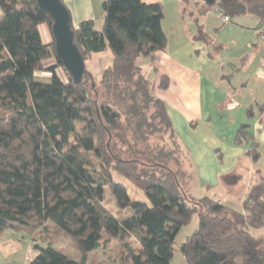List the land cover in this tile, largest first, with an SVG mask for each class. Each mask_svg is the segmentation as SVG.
<instances>
[{
    "label": "trees",
    "instance_id": "16d2710c",
    "mask_svg": "<svg viewBox=\"0 0 264 264\" xmlns=\"http://www.w3.org/2000/svg\"><path fill=\"white\" fill-rule=\"evenodd\" d=\"M256 1L201 0L229 20L255 15L263 27L264 1ZM101 9L99 30L92 20L76 28L70 22L84 64L74 83L55 51L52 19L37 1L0 0V238L7 231L37 234L29 264H88L104 235L106 244L114 241L118 264H171L176 255L185 264H264V239L252 233L264 226V175L242 190L240 210L212 197L193 198L187 153L138 65L166 48L163 6L103 0ZM43 25L49 43L40 34ZM105 50L111 62L96 78L85 63ZM50 58L65 83L54 68L49 79L35 77ZM158 79L165 90L168 78ZM253 112L246 109L248 119ZM234 144L246 147L253 163L260 159L248 124L238 127ZM113 173L145 200L132 201ZM107 189L119 209L116 217L105 208ZM195 214L197 228L176 244ZM54 235L70 239L81 259L59 253Z\"/></svg>",
    "mask_w": 264,
    "mask_h": 264
},
{
    "label": "crops",
    "instance_id": "0c3cea01",
    "mask_svg": "<svg viewBox=\"0 0 264 264\" xmlns=\"http://www.w3.org/2000/svg\"><path fill=\"white\" fill-rule=\"evenodd\" d=\"M61 1L75 28L82 21L103 19V0ZM141 1L163 6L166 48L140 58L138 65L152 82V94L164 102L177 141L187 153L193 174L190 192L196 188L200 195H222L241 204L246 187L264 175V40L258 34L260 20L252 14H239L224 22L201 0ZM233 18L239 19L237 25ZM213 25L218 37H213ZM93 57L97 64L89 70L99 76L109 66L111 54L105 50ZM160 75L168 78L165 90L158 87ZM261 105L259 112L257 106ZM249 107L254 110L251 119L246 116ZM244 123L259 143L261 157L256 163L245 155L246 147L234 144L235 133ZM6 234L0 238V263L9 259L12 264H29L34 251L29 245L22 254L26 236L6 238Z\"/></svg>",
    "mask_w": 264,
    "mask_h": 264
},
{
    "label": "rangeland",
    "instance_id": "374dc122",
    "mask_svg": "<svg viewBox=\"0 0 264 264\" xmlns=\"http://www.w3.org/2000/svg\"><path fill=\"white\" fill-rule=\"evenodd\" d=\"M258 1H264V0H258ZM258 1H256V2H258ZM247 2L254 3L255 0H247ZM213 11L215 12V14H217L219 12V9L217 7H215L214 10H211V14L213 13ZM166 16H167V18H166V21L164 23V30L167 32L168 22L170 20V15L167 13ZM212 20H213V23H215L217 26L219 25L214 20V18H212ZM238 20L239 19H237V18H233V21H232L233 25H237L236 23ZM101 23H102V20L95 23V28L97 30L100 29ZM215 29H217V27L215 25H213V29L211 30L213 33V37H218V34L214 31ZM40 34H41L42 39L45 43H49L51 41L50 37H49L50 34L48 33V29L45 25L40 27ZM220 36L221 35L219 34V37ZM90 60L92 61L91 63H89ZM55 64L56 63L52 58L46 60L43 63V71L40 73H36L35 77L43 78V79H49L50 74L48 73V70L51 68H54V73L56 74V76L62 82L65 83L66 79H65L63 72L61 71L60 68H57L55 66ZM96 64H97V58H95V57L91 58V56H90L88 61L85 63V67L88 70V72L91 73V70H89V67H92V66L94 67V65L96 66ZM108 65H110V62L107 63V66ZM144 74H145V72H144ZM99 76L95 75L96 78H99ZM261 163L262 162H260V164L258 165L259 168L262 167ZM113 178L116 182H120L126 187L127 193H128V195L132 201H144L145 200L144 195L139 190H137L131 183H129L127 180H125L123 177H121L120 175H118L116 173H113ZM195 184H197V183H195ZM190 194H191V192H190ZM191 196L193 198H200L201 196H204V195H200V193L196 191V188H193V192H192ZM213 198L220 200L221 202L230 206L231 208H234L237 210L241 209V204H239V203L237 204L236 202H232V201H230V199H228L227 197H223L222 195H220V196L216 195V197H213ZM105 208L110 215H112L114 217L117 216V212L119 209L116 206V203H115V201H114V199H113V197H112V195L108 189L105 191ZM197 223H198V219H197V216L195 214L191 218L190 224H188V226H186V227L181 228V230L177 234L176 239H175L176 244H180L186 236H188L193 230H195L197 228ZM6 233H7L6 238H10V237L18 238V237H20V235L14 233V232L7 231ZM252 233L256 237H261L264 239V226L255 232L252 231ZM34 237L36 238L37 234ZM34 237H30V236L25 237V241L23 242V245H22L24 248L22 254H26V251H27V248L29 247V245H30L29 249H31V251H32V246L35 244V242L33 241ZM105 239H106V235H104L103 239H101L99 247L87 255L88 264H118L115 260L116 259V250L114 249V246H113L114 241L110 240L109 244H106ZM52 244H53L54 248L59 253L63 254L64 256L68 257L69 259L74 260V261H78L81 259V254L73 248L72 241L70 239H65L62 235H54V239H53ZM105 246H107V248H105ZM34 254H33V256H34ZM0 264H12V263L9 259H5V260L1 261ZM171 264H185V262L181 258V256L176 255L173 258Z\"/></svg>",
    "mask_w": 264,
    "mask_h": 264
},
{
    "label": "water",
    "instance_id": "95a60500",
    "mask_svg": "<svg viewBox=\"0 0 264 264\" xmlns=\"http://www.w3.org/2000/svg\"><path fill=\"white\" fill-rule=\"evenodd\" d=\"M38 7L52 19L51 33L55 51L64 68L71 75L74 83H79L84 75L82 58L73 44V34L70 29L71 17L67 8L60 0H36ZM207 5H213L217 0H202Z\"/></svg>",
    "mask_w": 264,
    "mask_h": 264
},
{
    "label": "built area",
    "instance_id": "2783aa9c",
    "mask_svg": "<svg viewBox=\"0 0 264 264\" xmlns=\"http://www.w3.org/2000/svg\"><path fill=\"white\" fill-rule=\"evenodd\" d=\"M217 16L222 19L224 22H228L229 18L228 16L224 15L222 12H218ZM258 34L261 36V38L264 40V26L261 27L258 31Z\"/></svg>",
    "mask_w": 264,
    "mask_h": 264
}]
</instances>
